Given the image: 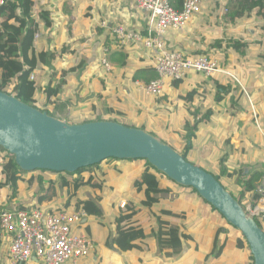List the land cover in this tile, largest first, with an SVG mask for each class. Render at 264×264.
I'll use <instances>...</instances> for the list:
<instances>
[{"label":"crops","instance_id":"0c3cea01","mask_svg":"<svg viewBox=\"0 0 264 264\" xmlns=\"http://www.w3.org/2000/svg\"><path fill=\"white\" fill-rule=\"evenodd\" d=\"M232 2L235 0H209L184 30H171L164 37L169 48L187 57H195L197 53L219 56L220 65L225 60L221 55L231 42L242 39V42L250 43L245 57L230 49L228 66L233 69L216 73L236 80L237 83L228 92H220L218 87L212 90L209 86L204 87L202 81L207 77L190 72L180 85L169 83L166 86L165 100L160 104L156 102L157 98L147 97L137 82L156 77L151 52L140 45L123 49L112 34L115 26H124L132 32H146L148 15L137 7L135 0H36V12H51L50 19L53 22L52 26L46 25L45 21L40 22L41 29L37 32L40 37L35 40L36 47L40 51L54 52L55 70L58 71L56 79H68V88L62 100L72 104L74 111L69 109L70 105L67 107L69 116H83L82 112L87 113L94 107L98 108V113L104 112L111 105L116 110L125 111L128 116L129 112L123 109L120 101L126 100L121 96L126 94L133 97V92L139 90L144 98L139 112L146 114V118L150 115L149 109L162 113L159 109H163V104L165 108H172L166 111L164 123L170 126L169 131L175 137L177 146H181L184 133H181L180 128L188 108L193 112L197 107L200 109L198 118H203L208 108L212 107L214 114L201 123L200 139L189 154V162L219 178L225 189L236 199H241L243 181L258 176V187L264 178V72L255 65L258 60L248 62L250 58L254 59L253 55L256 58L264 54V7L254 10L250 17L231 20L226 16V10ZM172 4L180 7L178 0H172ZM105 21L109 26L107 29L102 28ZM219 42H222L221 48L217 46ZM64 46L68 48L67 52H63ZM104 58L112 66L110 71L102 64ZM81 60L86 63L83 69L75 73L67 71L63 76V69H69ZM125 62L127 65L124 66ZM134 73L139 77L137 82L128 84L126 78ZM223 77L220 79L227 89L228 82ZM104 79L107 83L105 87L102 85ZM196 90L200 94L197 101L187 104L186 95ZM96 94L101 95L96 97ZM222 96L223 99L219 101ZM112 97L117 98V101H113L115 99ZM178 105L180 109L175 110ZM154 113L152 117L157 118ZM93 118L95 116L91 114L89 119ZM111 119L112 116H106V120ZM137 119L143 121L144 118L139 115ZM153 125L155 131L164 133L160 121ZM123 161L116 162L112 167L104 165V169L90 173L97 184L84 188L90 187L95 192L94 197H104L99 203L103 215L93 217L86 214L73 226L75 233L90 236L96 244L95 252L76 264H253L249 246L242 234L199 194L171 184L166 177L155 173L163 188H168L170 192L158 195V202L151 203L136 190L135 182L143 172L144 164ZM115 166H120L122 173L116 174ZM100 172L107 175L102 184ZM49 177L52 180L59 178L58 174H50ZM36 187L37 184L33 187L21 186V192L16 197H13V191L8 194L4 192L0 211H10L13 206L11 210L30 208L52 213L85 212L83 208L77 209L78 200L82 198L71 199L62 182L57 184L58 195L42 206L37 204L38 196H34ZM44 187L48 189L49 185L45 184ZM7 195H10L8 203L5 200ZM79 197H83L82 194ZM122 203L136 208V216L130 226L145 232L144 239L135 241L134 250L123 251L114 244L115 222L123 212ZM173 227L179 231H171ZM0 242V264H11L8 257L10 241L1 228ZM174 245L183 246L177 258L167 256L168 249L161 251L160 246ZM31 264H37L36 260Z\"/></svg>","mask_w":264,"mask_h":264},{"label":"trees","instance_id":"16d2710c","mask_svg":"<svg viewBox=\"0 0 264 264\" xmlns=\"http://www.w3.org/2000/svg\"><path fill=\"white\" fill-rule=\"evenodd\" d=\"M238 4H240V6ZM263 7V0H235V2L230 4L226 16H228V19L231 20L241 17L247 18L252 15L254 10ZM50 13L51 12H47V10H44V12L39 11L37 13L36 0H17L13 4L9 3L0 8V91L18 98L20 101L31 107L43 112H47L49 115L54 116L53 111L60 108V106L63 109L68 107L67 105L61 103L64 102L62 97L68 88V79L66 77L56 79L58 71L55 70L54 52H49L48 50L40 51V48L36 47V42L34 39L35 34L41 29L40 22L45 21L46 25L52 26L53 22L50 19ZM262 38L264 39V35ZM249 45L250 43H244L242 42V39H239L231 42V44L225 47V50L221 55L225 57V60L220 65V72L224 70L231 71L233 69L231 66H228L230 49L235 50L240 56L245 57L247 55L248 49L250 48ZM217 46L221 48L222 42H219ZM126 48H133V46L131 44ZM126 48L124 47L123 49ZM67 49L68 48L64 46L63 52H67ZM263 52L264 48L262 53ZM203 55L205 54L197 53L195 54V57ZM205 56L213 57L211 55ZM213 58L218 60L220 59L219 56ZM255 60H258L255 65L260 70H263L262 72H264V54H260L254 59L250 58L248 62H255ZM85 65L86 63L81 60L75 66H72L69 69H63V76L66 75L67 71L75 73L83 69ZM125 65H127V62H125L124 66ZM133 67H137V65H133ZM136 71L140 72V70H137V68ZM192 73L199 74L196 72ZM136 75L137 73H134L131 76L129 75V77L126 78L127 83L130 84L131 82L134 85V83H136L139 78ZM33 76L34 79H32ZM222 77L223 76H220V74H214L205 78V80L202 81V84L204 87L209 86L211 90L214 89V87H218L220 92H228L229 89L234 87V84L237 82L235 79L223 77L224 80L228 82L226 85L227 89H225L223 87L222 79H220ZM145 81L149 82L150 80ZM181 81H173L171 83L178 86L180 85ZM106 84V79L102 80L103 87H105ZM130 87L131 86H129V88ZM199 95L200 94L198 90L188 93L185 98L186 103L194 104L197 101ZM227 97L229 96L227 95ZM222 99L223 96L219 98V101ZM164 100L165 96L163 94L161 97L157 98L156 102L160 104ZM70 103L71 102H69L68 105H70ZM124 104H126V102H124ZM194 106L196 107L197 105ZM180 107L181 106L178 105L175 110L180 109ZM49 108L53 109V111H50ZM170 109L172 110V108ZM170 109H163V111H170ZM199 113L200 109L197 107L193 112L188 108L187 114L183 116L184 124L180 128V131L181 133H184V137L180 143L181 146H177L175 137L169 131L170 126L165 124L162 125L165 129L164 133L152 131L155 129V125L153 124L158 122V120L152 117V114H150L148 118H146V114H140V117L144 118L143 121L138 119L137 121H134L135 117H131L129 115L127 116L126 112L123 110H116L114 105H111L108 109H105L104 114L102 115L98 113V108L94 107L90 112V114L95 116L93 119L88 120L87 117L78 115L73 117L69 116L66 122L69 124H83L95 121H106L107 115H114L111 121L121 123L127 127L144 130L165 144L170 145L176 152L189 161V154L197 147L198 141L200 139L199 127L201 123L204 119L207 120L214 114L212 107L208 108L206 113L203 115V118H198ZM119 161L120 160L117 159H108L97 165L80 169L74 174L55 173L40 170L29 173L22 171L16 164L14 156L0 147V201L7 186H10L13 191V197H16V195L21 192V186L29 185L30 187H33L37 184V187L34 190V196H38L37 204L42 206L46 202L53 201V199L58 195L57 184H59V182H62L65 189H68V194L73 193V195L70 196L71 199H75V196L82 188L97 184L94 183L93 175H90V177L86 179V172L94 173L104 169L105 164L116 163ZM123 162H137L144 164L143 172L139 175L135 184L137 192L143 194L147 201L156 203L159 200L157 197L158 195L168 191L170 192L168 188H163L161 180L155 176V173H160L146 160H125ZM114 171L116 174H120V172L122 173L120 166H115ZM100 173L102 176V182L100 184H102L105 182L107 175L103 172ZM28 174L31 176H28ZM50 174H58L59 178L57 180H52L49 177ZM73 176H77V178H73ZM257 178L258 176H253L249 180L242 182L243 191L241 194V199L237 200L244 209H246L249 203L259 199V195L256 193ZM167 180L171 184L177 185L169 178H167ZM217 180H219V178H217ZM45 184L49 185L48 189H45ZM189 189L198 194L196 190L192 188ZM102 198L104 197L96 196L94 198L78 200L77 209L83 208L87 215L101 217L103 212L99 203L102 201ZM242 198H247V200L244 201ZM212 209L217 211L213 207ZM135 216L136 208L131 204H127L123 208L121 216L116 219V235L114 237V244L123 251L134 250L136 246L135 241L144 239L145 237V232L143 229L130 226V222H132ZM256 221L264 230V220L257 219ZM173 228L174 229L171 231H179L178 228ZM182 236L187 238V236L184 234ZM1 246L2 244L0 242V249ZM160 248L163 252L165 249H168L169 252L167 253V256H170V258H177L182 253L183 246H160ZM252 262L254 264L253 257Z\"/></svg>","mask_w":264,"mask_h":264},{"label":"water","instance_id":"95a60500","mask_svg":"<svg viewBox=\"0 0 264 264\" xmlns=\"http://www.w3.org/2000/svg\"><path fill=\"white\" fill-rule=\"evenodd\" d=\"M0 147L24 172L74 174L108 159L146 160L177 185L196 190L246 240L264 264V230L239 201L199 166L144 130L114 121L69 124L0 91Z\"/></svg>","mask_w":264,"mask_h":264},{"label":"built area","instance_id":"2783aa9c","mask_svg":"<svg viewBox=\"0 0 264 264\" xmlns=\"http://www.w3.org/2000/svg\"><path fill=\"white\" fill-rule=\"evenodd\" d=\"M16 1L0 0V8ZM135 1L137 7L148 15L146 32H132L124 26H115L112 34L121 47L140 45L151 52L156 77L149 82H137V86L147 97H161L169 83L185 80L190 72L206 77L220 72L218 59L205 55L187 57L182 52L169 48L164 41L169 31L184 30L201 11V6L209 0H178L179 8L172 4V0ZM102 28H109L106 21L102 23ZM39 37L40 34L36 33L34 39ZM102 64L107 71L112 69L107 58L102 60ZM256 192L259 199L249 203L245 210L254 219L264 220V178ZM122 207H125V203H122ZM85 216V212L52 213L30 208L1 210L0 228L10 241L8 257L11 264H31L34 259L37 264H76L79 260L90 257L96 250L95 241L86 234L73 231V226Z\"/></svg>","mask_w":264,"mask_h":264},{"label":"rangeland","instance_id":"374dc122","mask_svg":"<svg viewBox=\"0 0 264 264\" xmlns=\"http://www.w3.org/2000/svg\"><path fill=\"white\" fill-rule=\"evenodd\" d=\"M74 17H75V15H74ZM253 58H255V56L253 55L252 56ZM0 75H1V73H0ZM46 80H47V78H46ZM45 80V81H46ZM131 90V92H132V89H130ZM101 94H96V97H98V96H100ZM118 97H119V95H117ZM94 97V96H93ZM121 97H124V99L126 100V104H124V102L122 101V100H120L121 101V105L123 106V109L124 110H127L128 112H129V116H131V117H135V119H134V121H137V118H138V116L140 115V104L142 103V100L144 99L143 98V95H142V93H141V91H137V92H133V97H132V95H129V96H127L126 94L124 95V96H121ZM120 97V98H121ZM95 98V97H94ZM112 98H114V97H112ZM115 100H113V101H117V98H114ZM78 101V100H77ZM65 102V103H64ZM64 102H61V103H63V104H65V105H67V106H69L68 105V101L67 100H65ZM76 102V101H75ZM74 102V103H75ZM77 105L79 104V102H77L76 103ZM72 105V104H71ZM69 106V109L71 108V109H73L72 108V106ZM163 106H164V104H163ZM163 106H161V108H163V109H170V108H165V107H163ZM163 109H159V111H162V113L161 112H155V110H152V109H149V112H150V114H153L154 112V115H157V118H155L156 120H158V122L160 121L161 123H162V125H164L165 123L164 122H166V111H163ZM73 111H74V109H73ZM90 112L91 111H89V112H82V113H84L83 114V116H85V117H87V119H89L90 117H91V114H90ZM53 113H54V117H57V118H59V119H61V120H63V121H66L67 120V118L69 117V115H68V108L67 109H63V108H61V106H60V108H58V109H56V110H54L53 111ZM81 113V114H82ZM99 114L100 115H102V114H104V112H99ZM153 115V116H154ZM73 116H75L74 114H73ZM110 116H112V117H114V115H110ZM139 120V119H138ZM72 123V122H71ZM152 131H154L155 132V130H152ZM150 132V131H149ZM151 133V132H150ZM114 164L115 163H110L109 165L112 167V166H114ZM105 165H108V164H105ZM109 169H113V168H109ZM32 173V172H31ZM89 176L90 175V173H87L86 174V176ZM28 176H31L30 174H28ZM156 176V175H155ZM56 179V178H55ZM101 183V182H100ZM10 191H12V189L10 188V186H7L6 187V189H5V192L8 194V192H10ZM100 191H102V190H100ZM81 194H82V196L83 197H79V196H81ZM94 194H95V192L90 188V187H87L86 189L85 188H83L82 190H80V192L78 193V196L76 195L75 196V198L76 199H79V198H86V197H91V198H93L94 197ZM68 195H70V196H72L73 195V193H70V194H68ZM8 196H10V195H7L6 196V198H5V200H7L6 202L8 203L9 202V200H8ZM8 209H9V207H7ZM11 209H13V206H12V208ZM10 209V210H11ZM16 209V208H15ZM81 262H83V261H81ZM68 264H73V262H69ZM80 264H82V263H80Z\"/></svg>","mask_w":264,"mask_h":264},{"label":"clouds","instance_id":"9594fccd","mask_svg":"<svg viewBox=\"0 0 264 264\" xmlns=\"http://www.w3.org/2000/svg\"><path fill=\"white\" fill-rule=\"evenodd\" d=\"M111 121V120H110ZM86 213V212H85Z\"/></svg>","mask_w":264,"mask_h":264}]
</instances>
